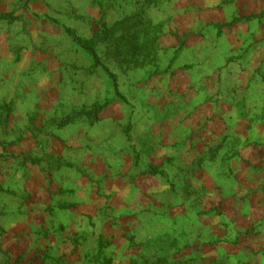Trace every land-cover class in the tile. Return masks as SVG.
<instances>
[{"label": "rangeland", "instance_id": "obj_1", "mask_svg": "<svg viewBox=\"0 0 264 264\" xmlns=\"http://www.w3.org/2000/svg\"><path fill=\"white\" fill-rule=\"evenodd\" d=\"M0 264H264V0H0Z\"/></svg>", "mask_w": 264, "mask_h": 264}]
</instances>
